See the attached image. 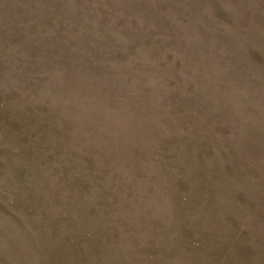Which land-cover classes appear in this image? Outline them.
Masks as SVG:
<instances>
[{
    "label": "rangeland",
    "instance_id": "rangeland-1",
    "mask_svg": "<svg viewBox=\"0 0 264 264\" xmlns=\"http://www.w3.org/2000/svg\"><path fill=\"white\" fill-rule=\"evenodd\" d=\"M0 264H264V0H0Z\"/></svg>",
    "mask_w": 264,
    "mask_h": 264
}]
</instances>
